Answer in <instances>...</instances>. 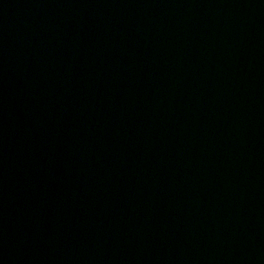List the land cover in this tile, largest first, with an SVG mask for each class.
I'll return each instance as SVG.
<instances>
[{
	"label": "water",
	"instance_id": "1",
	"mask_svg": "<svg viewBox=\"0 0 264 264\" xmlns=\"http://www.w3.org/2000/svg\"><path fill=\"white\" fill-rule=\"evenodd\" d=\"M0 264H264V0H0Z\"/></svg>",
	"mask_w": 264,
	"mask_h": 264
}]
</instances>
